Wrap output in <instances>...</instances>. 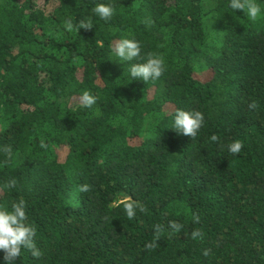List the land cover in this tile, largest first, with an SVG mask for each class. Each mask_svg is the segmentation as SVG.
Here are the masks:
<instances>
[{"label": "trees", "instance_id": "obj_1", "mask_svg": "<svg viewBox=\"0 0 264 264\" xmlns=\"http://www.w3.org/2000/svg\"><path fill=\"white\" fill-rule=\"evenodd\" d=\"M228 5L0 0V208L25 201L41 252L15 264H264V14ZM124 38L140 58L115 57ZM149 56L163 75L130 79ZM177 109L203 113L195 139Z\"/></svg>", "mask_w": 264, "mask_h": 264}, {"label": "clouds", "instance_id": "obj_2", "mask_svg": "<svg viewBox=\"0 0 264 264\" xmlns=\"http://www.w3.org/2000/svg\"><path fill=\"white\" fill-rule=\"evenodd\" d=\"M261 2L264 3V0H261ZM228 6L232 10L246 11L248 18L253 21L264 14V9L255 0H229ZM93 13L101 20L108 21L113 17L115 9L111 4L97 3L93 9ZM68 25L71 27L72 22L68 21ZM80 28L92 29V24L79 22L76 31ZM141 52V44L134 39H121L114 47V55L119 61H133L141 57ZM164 71L165 63L163 58L149 56L146 62L131 65L129 68V78L143 82L155 81L163 75ZM81 103L85 108H90L96 103V97L86 91L81 97ZM250 107L254 109L256 104L253 103ZM203 124V113L177 109L174 114L173 127L171 129L175 130L177 134L195 139ZM211 139L212 141H216L217 137L213 135ZM241 149L242 144L234 142L229 146L228 150L235 155ZM8 186L14 188L15 181H10ZM80 190L87 191V185L82 186ZM137 207L138 205L135 202H129L125 205V211L129 220L135 217ZM141 210L143 211V209ZM193 220L198 223L199 217L194 215ZM182 227L176 221L169 222V228L174 232H180ZM157 230L159 229L157 228ZM191 235L195 240L200 238L202 233L197 230L192 232ZM35 236L36 230L28 223L26 203L23 199L13 203L10 209L0 208V252L3 253V264H15L16 259L21 256L22 250H28L32 257L38 259L41 256V252L36 246ZM154 246L155 244L147 245V247Z\"/></svg>", "mask_w": 264, "mask_h": 264}]
</instances>
